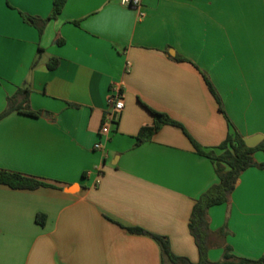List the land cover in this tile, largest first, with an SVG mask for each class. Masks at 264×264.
<instances>
[{
	"label": "crops",
	"instance_id": "1",
	"mask_svg": "<svg viewBox=\"0 0 264 264\" xmlns=\"http://www.w3.org/2000/svg\"><path fill=\"white\" fill-rule=\"evenodd\" d=\"M53 3L0 0V116L26 90L41 112L0 119V169L49 183H0V264H163L158 242L129 228L168 238L174 254L197 263L189 222L219 182L215 165L179 127L138 136L154 122L148 108L205 149L222 144L231 124L245 138L264 135V0H143V19L122 0H68L43 32L24 20L48 19ZM116 87L125 108L95 149ZM255 159L264 163V152ZM209 219L227 232L212 262L231 247L264 264V166L244 171Z\"/></svg>",
	"mask_w": 264,
	"mask_h": 264
},
{
	"label": "trees",
	"instance_id": "2",
	"mask_svg": "<svg viewBox=\"0 0 264 264\" xmlns=\"http://www.w3.org/2000/svg\"><path fill=\"white\" fill-rule=\"evenodd\" d=\"M68 0H54L53 10L50 17L46 20L23 14L24 20L37 27L40 32L50 19H56L64 10ZM58 60L54 59L49 63V68L55 69ZM207 84L212 94L217 99L222 112L223 105L220 96L212 85L211 81L206 77ZM19 94L25 95V102H18L17 99H9L7 110L0 116L3 119L13 111L23 112L32 117H40L41 112H35L29 105V91H21ZM149 111L154 116V122L151 126L142 128L138 142L153 138L164 126H175L184 130L189 137L195 151L204 157L209 158L215 165L219 182L213 185L205 192L196 202L190 222L189 228L193 235L197 247L199 249L200 259L197 263H192L188 258L181 257L173 253L168 238L164 236L154 235L140 228H129V231L136 234H148L152 236L160 245L163 256V264H252L255 263L249 259L239 258L232 253L231 247L225 249L223 259L219 262H212L209 258L210 249L217 243L223 241L226 237V229H220L214 232L210 227L209 210L211 207L225 204L231 198L233 191L244 171L250 167H263L264 163H258L255 159V153L264 152V140L256 147H249L245 142V137L231 124L232 130L227 139L217 148L205 149L197 143L184 129L183 125L171 118L168 114L158 112L151 108ZM0 183L9 185L17 189L34 190L43 186H49L35 176H29L18 172L0 169ZM44 216H39L41 224H44Z\"/></svg>",
	"mask_w": 264,
	"mask_h": 264
},
{
	"label": "built area",
	"instance_id": "3",
	"mask_svg": "<svg viewBox=\"0 0 264 264\" xmlns=\"http://www.w3.org/2000/svg\"><path fill=\"white\" fill-rule=\"evenodd\" d=\"M122 5L138 9L140 18L143 19L145 17L143 0H122ZM107 105L108 110L100 129L101 140L95 144V149H101L103 147V139H108L110 137L113 126L117 123L119 115L125 108L124 95L120 89L117 87L113 88L110 95L107 97Z\"/></svg>",
	"mask_w": 264,
	"mask_h": 264
},
{
	"label": "water",
	"instance_id": "4",
	"mask_svg": "<svg viewBox=\"0 0 264 264\" xmlns=\"http://www.w3.org/2000/svg\"><path fill=\"white\" fill-rule=\"evenodd\" d=\"M264 140V135H255L252 137L245 138V142L249 147H256Z\"/></svg>",
	"mask_w": 264,
	"mask_h": 264
}]
</instances>
